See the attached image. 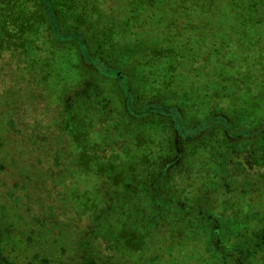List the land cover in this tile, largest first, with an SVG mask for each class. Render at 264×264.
I'll return each instance as SVG.
<instances>
[{"label": "trees", "instance_id": "trees-1", "mask_svg": "<svg viewBox=\"0 0 264 264\" xmlns=\"http://www.w3.org/2000/svg\"><path fill=\"white\" fill-rule=\"evenodd\" d=\"M71 51L77 57L73 68L92 69L98 77L122 82L126 74L145 70L171 94L211 87L210 105L221 116L220 110L255 103L251 95L264 110V0H0V264H64L65 257L82 264L84 251L97 256L85 249L98 241L108 253L104 262L118 256V264H162L165 245L157 241V251L139 255L150 247L148 232L189 246L194 222L197 232L208 228L202 242L212 256L224 264H247L243 246L220 238L210 208L214 194L180 200L169 193L174 213L161 232L163 218L149 228L144 223L131 230L99 229L97 188L86 180L87 172L97 168L93 183L98 181L97 164L104 160L97 143L87 139L99 122L81 103L67 114L59 91L68 71L59 62ZM188 75L197 76V84H189L192 79L184 84ZM150 90L158 95L156 87ZM186 98L193 106L209 107L201 96ZM219 99L230 104L218 106ZM154 100L137 111L126 100L125 108L141 120L163 119L175 132L190 119L186 105L156 107ZM202 115L191 118L183 135L174 133L172 152L190 140V123L206 130L216 119V114ZM183 159L177 154L164 160L148 183L153 195H161V177ZM259 188L252 178L250 194ZM199 239L197 234L201 244ZM236 241L250 243L248 238ZM252 248L250 264H264V249Z\"/></svg>", "mask_w": 264, "mask_h": 264}, {"label": "rangeland", "instance_id": "rangeland-1", "mask_svg": "<svg viewBox=\"0 0 264 264\" xmlns=\"http://www.w3.org/2000/svg\"><path fill=\"white\" fill-rule=\"evenodd\" d=\"M62 56L58 62L68 71L63 74L65 78L62 83L65 85L59 87V91L68 109L67 114L72 115L78 111L76 106L81 103L88 113L97 116L99 122V126H92L87 139L94 146L97 143V147H100L97 152H103L100 154L104 160L97 164V182L93 183L96 178L93 172L97 168L90 169L86 174L88 184L93 190L97 188L99 201L96 214L98 221L102 222L99 229L109 231V227L112 230L121 227L131 230L144 223L149 228L163 218V225L158 230L161 232L164 223H169V215L174 213L167 200L169 198L166 197L169 193L180 200L189 198L192 194L197 198L210 199L209 196L214 194L211 196L213 200L210 208L215 212L214 219L220 229V238L228 245L235 244L237 248L243 246L242 250L249 260L253 254L252 247L264 249V110L256 103V97L251 95L255 103L230 107L232 109L228 113L220 110V113H224L222 116L225 115L222 117L214 111V105H210L211 100H214L213 95L208 92L211 87L194 86L196 89L190 90L188 94L183 90V93L171 94L168 89L157 87L160 85L157 78L148 77L145 70L126 74L125 79L123 77L122 82H118L114 78L102 75L98 77L92 69L83 73L79 68H73L71 63L77 61L74 51H71V55ZM198 80L197 76L188 75L184 84L190 82L189 84L194 85ZM154 87L159 90L154 91L158 94L155 96L150 93V88ZM186 96L197 100L201 96L203 100L209 101V107L186 103ZM151 99L157 100V104L154 100L156 107L168 103L181 104L183 107L186 105L185 112L190 119L185 120L175 132L163 119L150 116L141 120L138 119L141 115L135 117L125 108L126 100L130 102L132 111H137ZM224 102L219 99L218 106L230 104ZM225 108L227 107L222 109ZM251 113L254 115H249ZM213 114H216V119L206 130H197L196 123H190V140L179 147V152H172L174 133L180 132L183 135L182 130L188 128L187 124L195 116L202 115L208 119ZM177 154L178 158L183 156L184 159L178 166H171L165 171L157 187L161 195H153L148 183L159 173L164 160L174 158ZM109 174H114V177L108 176ZM252 178L259 181L261 188L259 192L250 194ZM196 225L198 224L195 222L191 224V230L196 235L189 246L177 242L168 243L167 237H163L161 233L157 236L159 233L153 234L150 230L146 236L150 247L140 251L139 255L157 251L159 246L153 243L157 241V245H165L166 258L163 257L165 262L162 264H224L218 257L212 256V251L202 242L205 236L208 237V228L201 226L197 232L194 230ZM197 234L201 244L196 241ZM171 237L177 241V236ZM247 238L250 243L236 241ZM152 243L154 249L151 247ZM104 248V243L98 241L85 250L93 251L97 254L94 258L104 264H118V256L107 258L110 262L102 261L108 255ZM84 252L86 255L82 257V264H96V260L87 251ZM249 260L247 264H250ZM263 261L262 258L260 263ZM75 262V258H64V264Z\"/></svg>", "mask_w": 264, "mask_h": 264}]
</instances>
